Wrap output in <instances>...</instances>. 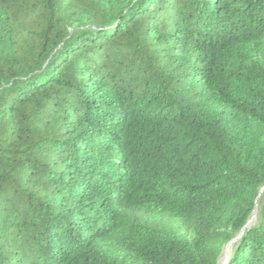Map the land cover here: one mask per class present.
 I'll list each match as a JSON object with an SVG mask.
<instances>
[{
  "label": "trees",
  "instance_id": "trees-1",
  "mask_svg": "<svg viewBox=\"0 0 264 264\" xmlns=\"http://www.w3.org/2000/svg\"><path fill=\"white\" fill-rule=\"evenodd\" d=\"M262 188L264 0H0V264H218Z\"/></svg>",
  "mask_w": 264,
  "mask_h": 264
},
{
  "label": "bare ground",
  "instance_id": "bare-ground-1",
  "mask_svg": "<svg viewBox=\"0 0 264 264\" xmlns=\"http://www.w3.org/2000/svg\"><path fill=\"white\" fill-rule=\"evenodd\" d=\"M263 194H264V188H262L260 190L259 196H258V198L256 200V204H257L256 208L253 211V214L251 215L248 223L246 224L247 228L252 226L256 222V220L258 218V213H259L258 210H259V207H260V204H259L260 203V198H261V196ZM235 242H236V240L232 241L230 244L227 245L223 255L221 256V258L218 261V264H228V261H229L230 255H231V251H232V248H233V244Z\"/></svg>",
  "mask_w": 264,
  "mask_h": 264
},
{
  "label": "water",
  "instance_id": "water-1",
  "mask_svg": "<svg viewBox=\"0 0 264 264\" xmlns=\"http://www.w3.org/2000/svg\"><path fill=\"white\" fill-rule=\"evenodd\" d=\"M246 224H247V223H246ZM253 226H254V225H253ZM253 226H251V227H253ZM251 227H248V228H247L246 225H245V226L243 227V229L237 234V236H236L235 238L232 239V241L236 240V243H238V241H239V240L241 239V237L244 235V233L246 232V230L249 229V228H251ZM232 241H231V242H232ZM231 242H229L228 244H230ZM228 244H227V245H228ZM227 245H226V246H227ZM226 246H225V247H226ZM225 247H224V248H225ZM231 256H232V254L230 255L229 261H230V259H231ZM229 261H228V264H229Z\"/></svg>",
  "mask_w": 264,
  "mask_h": 264
},
{
  "label": "rangeland",
  "instance_id": "rangeland-1",
  "mask_svg": "<svg viewBox=\"0 0 264 264\" xmlns=\"http://www.w3.org/2000/svg\"><path fill=\"white\" fill-rule=\"evenodd\" d=\"M256 208V207H255ZM259 210H260V207H259ZM259 210H258V212H259ZM258 216H259V213H258ZM257 220H258V218H257ZM257 220H256V222H257ZM256 222L254 223V224H256ZM253 224V225H254ZM227 247V246H226ZM226 247L224 248V250H223V252H222V254H221V256L223 255V253H224V251H225V249H226ZM221 258V257H220Z\"/></svg>",
  "mask_w": 264,
  "mask_h": 264
}]
</instances>
